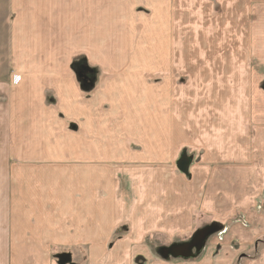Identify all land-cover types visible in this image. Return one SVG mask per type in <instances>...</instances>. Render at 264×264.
<instances>
[{
  "label": "rangeland",
  "instance_id": "374dc122",
  "mask_svg": "<svg viewBox=\"0 0 264 264\" xmlns=\"http://www.w3.org/2000/svg\"><path fill=\"white\" fill-rule=\"evenodd\" d=\"M123 2L120 8L126 6L124 17L111 20L115 17L111 13L117 10L112 6L104 18L100 17V22L107 23L94 32H100L102 45L108 44L106 49L97 53L89 51L87 64L77 60V66L86 69L81 75H94L97 86L88 92L76 91L67 81L64 90L67 88L72 93L61 95V99L66 100V105L61 106L59 92H55L53 98L50 94L47 100L44 95L36 98L40 90L31 84L34 71L11 65L17 63L10 59L12 9L9 0H3L0 9V93L6 100L0 104V143L4 148L0 149V154L20 156L17 152L22 153L23 146L27 145L28 152L35 148L39 152L41 144L46 146L42 149V159L45 160L29 163L17 157L4 165L8 177L0 180V237H4V243H0V255L12 247L5 239L16 232L12 227L13 219L18 217L21 220L24 214L30 215L33 221L37 218L34 212L27 213L24 188L27 181L22 180L18 172L33 171L35 175L51 168L52 172L59 169L66 173L69 168L72 174L83 176L98 171L106 178L99 181L100 185L92 193L85 190L84 194H67L63 206L55 207V211L45 206L51 216L49 221L53 222L50 231L59 228L57 220L61 215L71 217L77 214L81 217L79 222L74 218L65 221L67 235L70 231L87 237L96 235L94 226L87 221L95 204L91 201L93 206L89 205V200L94 192L96 199H106L104 188H107L111 202L108 200L104 205L108 208L111 203V221H130L120 222L111 231V239L107 242V245L111 242V250L134 232L133 248L128 243L124 250L132 252L134 249L137 252L133 256L141 255L146 264H160L167 260L156 254L157 249L186 242L197 230L217 224L222 229L209 238L204 253L192 261L195 264L203 258L210 261L213 249H219L220 255L216 261L211 259L210 264H239L238 258L242 261L241 255H251L255 243L250 246L249 253H241L234 259L233 253L243 248V244L240 245L232 234L221 235L237 217L245 220V216L250 219L251 213L264 215V154L258 149L257 157L252 156V149L246 144H251V138L254 139V133L259 129L260 141L264 139V91L259 87L264 78V0ZM51 21L52 17L49 18ZM110 23L118 26L110 29ZM45 29L46 34L57 35L54 26ZM54 40L50 46L52 49L64 45L61 40L58 43ZM98 63H107V67L97 66ZM51 73L62 80L66 76L71 82L74 77L66 68L51 69ZM19 77L21 86L13 85L12 82L15 84ZM37 83L42 85L43 80L36 78L34 85ZM75 84L78 88V83ZM66 108L72 114L80 113L81 118L67 117ZM157 108L162 113L150 121V113ZM253 108H260V116L252 113ZM176 113L182 115L178 117L179 121L174 118ZM253 118L255 125L251 126ZM16 125L24 134H31L16 143L18 149L14 152L7 136L12 135ZM186 126L188 130H182ZM155 127H164L165 130L156 131ZM253 127L255 132L251 134ZM40 131L42 138H39ZM172 133H180L182 138H173ZM73 137L81 143V148L99 145L100 153L93 157L82 151L68 152L66 145ZM171 138L176 140L172 142ZM111 140L115 142L116 152L111 149ZM51 145L64 148L66 152L60 157L53 155L57 159L48 161ZM239 146H243L244 151ZM183 149L195 157L200 151L204 152L200 162L192 165L190 180L182 174L176 175L175 161ZM38 152L31 156L33 160ZM226 154L237 155L238 160H227ZM74 160L83 164H74ZM179 162L186 165L181 159ZM89 163H93L92 166ZM77 168L81 171H76ZM120 171L138 179H131L130 183L129 177ZM152 175L156 179L154 186L163 188L171 196L167 200L165 196V201H159V196L152 194ZM115 180L119 183V191ZM172 187L176 191H171ZM257 203L259 208L253 209ZM143 209L142 214L137 212ZM167 212L178 215L179 221L165 223L163 216ZM137 213L141 217L135 221ZM175 219L172 217L171 220ZM4 221L6 227L2 226ZM19 235H22V229L14 237ZM101 244H88L78 239L70 244L51 246V254L54 257L57 254L58 262L86 264L83 258L89 248L101 250ZM22 246L23 243H17L15 248ZM178 261L176 263L187 262ZM135 263L133 260L128 262Z\"/></svg>",
  "mask_w": 264,
  "mask_h": 264
},
{
  "label": "crops",
  "instance_id": "0c3cea01",
  "mask_svg": "<svg viewBox=\"0 0 264 264\" xmlns=\"http://www.w3.org/2000/svg\"><path fill=\"white\" fill-rule=\"evenodd\" d=\"M10 2V9L12 14V20H11V41L10 45L12 47V55L10 56V59L13 62L11 65L14 67H27L30 68L31 72L34 71V74L31 76L32 78V86L35 87L36 90H40V95H37L36 98L41 97V95H44V100L50 99L49 95L51 94V97L53 98L54 93L59 92V104L61 106H65L64 104L66 101L65 99H61L62 94H68L72 93L71 90L68 92L67 88L64 90V84L69 81L71 83V86L73 89L77 91L79 89L80 91H83L79 85V82L77 80V77L74 72V67L78 65V61L83 62L87 64L89 51L96 53L99 52L101 49H106L105 47L108 44H103L99 39V34L94 33L96 29L100 27V25H105L107 22H100L101 18H104L106 12L108 10H111L112 6H115L117 10L113 11L111 14L112 16L115 15V17H111V20L116 21L117 19H120L121 17H124V13L126 11V6L123 7L121 10L120 6L124 4L123 0H9ZM126 2V0H125ZM64 3L65 5H63ZM48 4V6H46ZM3 0H0V9L3 8ZM22 8V10H21ZM53 9V10H52ZM124 10V12H123ZM99 16V17H98ZM52 17V21L49 22V18ZM101 17V18H100ZM109 28L111 27H117L116 24H108ZM48 26H54L56 28V34L57 35H49L44 32L45 27ZM46 30V29H45ZM111 36V34H110ZM57 38V41L54 39ZM104 38V37H103ZM58 43L60 40L63 42V46L60 49H52L50 47L53 43ZM101 46V47H100ZM107 63H101L97 66H106ZM57 68H66L70 69L73 73L74 77L72 78V82L65 76L62 80L61 77L57 78L55 75L51 73V69H57ZM92 68V67H90ZM59 72V71H58ZM41 78L43 80V83H37L34 85L35 79ZM219 80V79H218ZM229 80V79H228ZM77 85L75 84L76 82ZM27 82V81H26ZM97 79L95 82V85L97 86ZM221 83V82H220ZM13 85L15 86H21V77L18 78V81ZM226 89H227V81H225ZM259 87L264 91V78L262 79L261 83H259ZM95 86V88H96ZM263 86V88H262ZM101 87H105V85H102ZM239 91V89H238ZM55 93V94H56ZM82 93V92H81ZM89 95H87L86 100L89 98ZM108 97L111 99V90L108 91ZM5 95L0 93V104L6 100ZM237 103H238V99ZM111 101V100H109ZM67 113V117H74V118H81L80 113L72 114L71 110L69 108L65 109ZM77 110L80 112L81 108H77ZM161 109L157 108L155 111H152L150 113V121L155 120L158 115L162 112H160ZM236 112V109H235ZM260 108H253L252 113L258 117L261 114ZM179 113H176L174 115L175 120L179 121L178 117H181ZM236 116V113L234 117ZM242 119H243V113H242ZM256 119V118H255ZM0 120L1 117H0ZM185 121H188V119H185ZM252 122H254L251 126L255 125V120L253 118ZM194 126H197V122L194 121ZM258 123L256 122V125ZM243 125V123H242ZM152 126V125H151ZM156 131H164L165 128L161 127H155ZM182 130H188V127H184ZM255 132V127L252 128L251 134ZM260 129L254 133V139L251 138V144H248L250 148L252 149V156L257 157L258 149H261L262 155L264 154V151L262 150V145L264 143V139H262V142L260 141L259 136ZM31 134L25 133L22 131V129L19 126H15L12 129V135L7 136L10 139V143L13 144L14 152L17 150L16 143L20 141V139L24 140L28 137L27 135ZM51 137V135H49ZM173 138H182V135L180 133H172L170 134ZM264 136V133H263ZM76 137H79L76 136ZM39 138H42V131H40ZM172 139V142H174L176 139ZM111 144V149H115L114 147L115 142L113 140ZM178 141V140H177ZM209 141V140H208ZM217 141V140H216ZM256 141V142H255ZM207 142V141H206ZM212 143V141H210ZM9 143V142H8ZM261 144V147H259ZM46 145L41 144L38 149H31V152L27 151V145L23 146L22 153L17 152L20 156H16L13 152V154H0V180L5 179L8 177L7 172L4 169V165L7 163H12L13 160L20 158L22 162H39L43 158V152L42 149ZM7 147V146H6ZM66 150L68 152L72 153H80L81 151L83 153H86L90 156L98 155L100 153V146L97 144L94 145H87L83 148H81V143L75 138H72V141L66 145ZM222 148V145H221ZM241 148V151H244L243 146H239ZM0 149L3 148V143H0ZM96 149V150H94ZM247 150V149H246ZM37 152L39 155L34 160L31 156H36ZM65 151L64 148H57L56 146H50L48 148V161L57 159V157H53V155H56L60 157ZM204 152L200 151L199 154L195 157L193 154H188L187 150L185 151L183 149L182 153L179 155V158L175 161V167L178 171L176 175L182 174L185 176L187 180L192 179V172L191 167L195 163H199ZM185 155L189 161L187 164V170L184 171L181 169L179 165V159H181V156ZM237 155L231 156V155H225V158L227 160L229 159H237ZM261 154L258 156V159L260 158ZM18 157V158H17ZM45 160V159H42ZM89 160V159H88ZM238 160V159H237ZM80 160H74V164L80 165L83 163ZM232 162V161H231ZM90 166L93 163H89ZM55 169V168H54ZM53 170L48 169L47 171H41L39 174H32L33 171H25V173L18 172V176L21 177L22 180L27 181L25 185V198L28 201V207L26 210L27 213H33L37 214V218L35 221L31 220L30 215L24 214L22 215V219L15 218L12 222L13 229H16V232L13 233V236L11 238L5 239L6 242L11 243L12 247L7 251V253L1 252L0 255V264H61V260L58 262L57 254L55 257L51 254V246L53 245H62V244H70L73 242H76L78 239H81L82 242H87L88 244H101V250H97V247L89 248L88 253H86V256L83 258V261H86V264H121L122 261H125L124 264H128L130 260H133V263H140V264H146V260L141 255H135L133 256L134 249L132 252L130 250H124L126 245L128 243L131 245H134L135 242H133L134 239V232L131 234V236L126 237L125 241L120 243V245H117L113 250H111V242L107 245V242L109 241L112 230H115V227L120 222H125L129 220H117L113 219L111 221V203L109 204V207L105 206L104 204L108 202V200L111 202V199H109L110 196V190L107 188H104L106 190V199H96L94 196L95 192L91 196V199L89 200V205L93 206L91 201H95L94 206L90 209L89 216L87 217V221L91 226H94L96 235H91L94 239L90 241L91 237L83 236V235H75L74 232L70 231L67 235L66 229L68 228V224L65 222L68 218H74L75 221L79 222L80 215H71V217H68V215H65L63 217L62 215L57 220L59 224V228L56 230L50 231V226H52L53 222H50L49 219L51 216H49L48 211H46L45 206H48L50 211H55V207H59L60 204L63 206V198H66L67 194H73L75 192H80L81 194L85 193V190H88L89 192H93L96 190V188L100 185V180H103L106 178V175H100L98 171H94V174H88V175H81V174H72V171L68 168L66 173H64L62 170L59 169L56 170V172H52ZM76 171H81L80 169H76ZM124 172V171H120ZM93 173V172H91ZM116 173L119 174V171L116 170ZM125 173V172H124ZM259 173V172H258ZM257 174V173H256ZM39 175V176H38ZM57 176V177H56ZM127 178L129 177L128 181L130 182L131 179L135 180L138 178L130 177L128 173H125L123 175ZM109 177V176H108ZM152 194H157L159 196V201H165L168 199V192H166L163 188L159 186H154V181L156 180L154 176L152 175ZM116 176H114V179ZM258 178L259 174H258ZM37 179H39L37 182H35ZM43 182V183H42ZM116 182V180H115ZM131 183V182H130ZM117 184V191H119V183ZM42 186H47V188L43 189ZM105 187V185L103 184ZM171 191H176L174 188H171ZM174 196V194H172ZM166 196L165 200L164 197ZM172 196V197H173ZM177 196V195H175ZM171 197V196H169ZM178 197V196H177ZM175 197V199L177 198ZM103 202V204H102ZM74 206L73 204H71ZM103 205V206H102ZM146 208V206H145ZM255 208H259L258 203L255 205ZM24 210V211H26ZM257 210V209H256ZM144 211L137 210V212L141 213ZM61 212H64L63 209H61ZM81 213V212H80ZM137 213L135 217V221H137L141 215ZM173 213V212H172ZM168 214V212L163 216V220L165 223L168 222H175L177 223L179 221V216L174 214ZM250 219L245 216V220L243 218H238L236 222H234L232 225H229L228 228L225 229V232L221 235L225 237L228 234H232V236H235V239L239 241L240 245L243 244V248L237 249V253H233L234 259H237L241 253H249L250 246L255 243L253 247V252L251 255H241L243 260L241 261L240 258H238L239 264H264V215H258L256 213H251ZM27 215V216H26ZM110 217H109V216ZM174 215V216H170ZM172 217H175V220H171ZM22 222L20 225L19 223ZM130 222V221H129ZM128 222V223H129ZM143 223H148V221H143ZM5 221L3 222V227H6ZM10 226V221L7 223ZM143 224V228H144ZM150 224V223H149ZM231 224V223H230ZM173 225V224H172ZM132 226V225H131ZM149 226V225H148ZM157 228V227H156ZM22 229V235H19L18 237H14L18 234L19 230ZM103 229V230H102ZM145 231V230H144ZM48 232H51L49 234ZM76 232V231H75ZM76 233H79L78 231ZM144 233V232H143ZM48 234V235H47ZM1 236V233H0ZM143 236V235H142ZM80 237V238H79ZM22 240V241H21ZM130 240V241H129ZM138 241L141 240V235L137 239ZM0 243H4V237H0ZM17 243H23V246L21 248H15ZM42 244L48 245V246H42ZM137 244V243H136ZM107 245V246H106ZM163 247V246H162ZM133 248V247H132ZM206 248V247H205ZM145 249V248H144ZM205 250V249H204ZM121 251V252H120ZM204 253V251L201 253V255ZM215 253L217 255H215ZM254 253V254H253ZM253 254V255H252ZM156 255V254H155ZM200 255V256H201ZM205 255V254H204ZM203 255V256H204ZM219 249H213L212 251V258L213 261H216L218 258ZM253 256V257H252ZM60 259V258H59ZM210 259V261H211ZM185 262V260H182ZM210 261L208 259L203 258V261H199L197 264H210ZM163 263L160 264H181L176 263L179 262L178 260L176 262H170V261H161ZM70 261H65L62 264H69ZM135 263V264H136ZM186 264H195V261L187 260L185 262ZM75 264V262H74Z\"/></svg>",
  "mask_w": 264,
  "mask_h": 264
},
{
  "label": "water",
  "instance_id": "95a60500",
  "mask_svg": "<svg viewBox=\"0 0 264 264\" xmlns=\"http://www.w3.org/2000/svg\"><path fill=\"white\" fill-rule=\"evenodd\" d=\"M182 160L186 165H182L181 162H179V165L182 170L186 171L189 159L185 155H182L181 161ZM220 229L221 227L217 226V224H212L210 226L197 230L189 242L174 243L170 246L159 248L157 250V254L162 256L163 258L170 257L174 259L184 260L194 259L201 254L207 240L211 236L219 232ZM60 262L61 264L63 263V261Z\"/></svg>",
  "mask_w": 264,
  "mask_h": 264
},
{
  "label": "trees",
  "instance_id": "16d2710c",
  "mask_svg": "<svg viewBox=\"0 0 264 264\" xmlns=\"http://www.w3.org/2000/svg\"><path fill=\"white\" fill-rule=\"evenodd\" d=\"M90 68V67H89ZM86 70L85 68H82L81 66H75L74 67V72L75 75L77 77V80L80 83V87L83 91L88 92L90 90L93 89L94 85H95V78L94 75L93 76H87L84 77V75H81V72H84V70ZM93 70V68H90ZM93 74V73H92Z\"/></svg>",
  "mask_w": 264,
  "mask_h": 264
},
{
  "label": "flooded vegetation",
  "instance_id": "af4514ba",
  "mask_svg": "<svg viewBox=\"0 0 264 264\" xmlns=\"http://www.w3.org/2000/svg\"><path fill=\"white\" fill-rule=\"evenodd\" d=\"M160 257V256H159ZM161 258V257H160ZM163 259V258H162ZM172 258H170L169 260H171ZM169 260H167V261H169Z\"/></svg>",
  "mask_w": 264,
  "mask_h": 264
}]
</instances>
